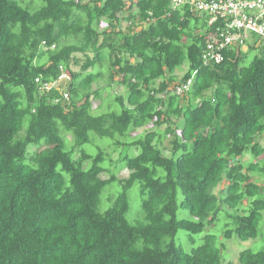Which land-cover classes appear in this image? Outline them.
I'll return each instance as SVG.
<instances>
[{"label":"trees","instance_id":"16d2710c","mask_svg":"<svg viewBox=\"0 0 264 264\" xmlns=\"http://www.w3.org/2000/svg\"><path fill=\"white\" fill-rule=\"evenodd\" d=\"M217 27L172 0H0V264H222L223 240L257 237L264 38L248 33L206 62ZM60 66L69 79L59 88L35 82L57 79ZM114 84L124 92L103 94ZM136 182L145 196L130 222ZM112 183L120 191L103 209ZM220 219L221 234L210 232ZM237 261L226 264H264V249Z\"/></svg>","mask_w":264,"mask_h":264},{"label":"built area","instance_id":"2783aa9c","mask_svg":"<svg viewBox=\"0 0 264 264\" xmlns=\"http://www.w3.org/2000/svg\"><path fill=\"white\" fill-rule=\"evenodd\" d=\"M176 8L184 3H189L199 11L210 15V24L217 21L222 22L223 27H217L221 41L217 39L209 42L203 55L206 62H220L223 56L220 49L224 45L243 44L248 33H254L264 38V0H172ZM52 48L55 46L52 45ZM61 74L53 81H41L40 77L34 80L43 88L49 90L53 86L59 88L58 84L69 79V74L60 66ZM191 81L176 85L174 93L181 95L189 86ZM67 97V93L62 94Z\"/></svg>","mask_w":264,"mask_h":264},{"label":"rangeland","instance_id":"374dc122","mask_svg":"<svg viewBox=\"0 0 264 264\" xmlns=\"http://www.w3.org/2000/svg\"><path fill=\"white\" fill-rule=\"evenodd\" d=\"M38 4V3H37ZM250 36V35H249ZM253 36L249 37V40H252ZM256 37V36H255ZM79 56H82L81 54H79ZM72 70H77L78 66L76 65H71L70 67ZM185 66L182 67V69H177L178 71L176 72L177 76H181V74L184 71ZM182 70V71H180ZM107 82V78L104 76L103 78H99L97 79V83L99 85H105ZM124 92V86L122 84H114L113 86L109 87L108 90L104 91L103 94H121ZM99 100L98 99H92V107L95 108L98 104H99ZM105 126H107L109 124V120L106 119L104 122ZM149 128H155V126H153L152 123L148 122L146 124H144V126L140 129H136L135 131H132L131 136L132 138H136L138 136H141L142 132L144 130H147ZM158 131H162L163 130V126H160L159 128H157ZM117 139H121L120 137H118L117 135H114L113 137H105L103 138V140L108 144L109 142L112 143V141L117 140ZM98 140V138H97ZM260 141L264 142V135L260 136ZM169 143H168V139L165 141V147H168ZM86 150L91 151L92 146L91 144H87L84 146ZM114 148V146L112 147V149ZM118 150H116V152H120L121 155L124 154H128L130 156H134L136 153H138L139 149H137L136 147H127V146H122L120 148H117ZM249 156L245 155L244 156V160H246ZM260 160L263 161V158L261 157ZM123 164V162H122ZM128 175V170L126 168L121 169V171H119L118 176L120 177H126ZM108 175L103 173L101 174L102 178L107 177ZM138 182L134 183L133 186L129 189L128 191V198L129 201L131 203V207L129 212L127 213L128 219L130 220V222H133L136 218L139 217L140 212H141V202L144 199L145 195H141L138 192ZM120 191V186L117 183H112L109 184L107 186L104 187V189H102L99 197H100V203L102 205V208H107L108 206L111 205V203L114 201V198L116 197L117 193ZM179 214L182 217H187L188 211L186 209H180ZM222 219H220L218 222H216L215 224H213L212 226L208 227V230L210 232H214L218 235L221 234V230L223 227L222 224ZM207 231V230H206ZM263 235H264V218L261 221V226L259 227V231H258V235L256 238L254 239H248L245 241H242L240 239H237L236 237L228 239V240H223L221 238H219L220 240H223V242L225 243V250L222 246H219L221 253H224V263L222 264H226L227 261H232V262H236L237 261V255H238V251L242 250L244 248H251L255 251L257 250H263L264 249V242H263ZM181 239L184 240L183 242V248L185 250L190 249L191 247V243L188 239H184V235H180ZM200 235L195 236V244L198 243V238ZM186 238H189L188 236Z\"/></svg>","mask_w":264,"mask_h":264}]
</instances>
